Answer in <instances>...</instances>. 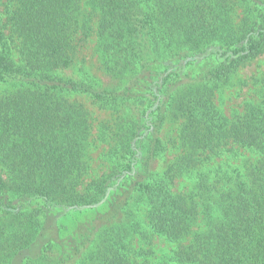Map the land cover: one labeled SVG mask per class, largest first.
<instances>
[{"label": "trees", "instance_id": "16d2710c", "mask_svg": "<svg viewBox=\"0 0 264 264\" xmlns=\"http://www.w3.org/2000/svg\"><path fill=\"white\" fill-rule=\"evenodd\" d=\"M263 53L264 0H0V264H264Z\"/></svg>", "mask_w": 264, "mask_h": 264}, {"label": "rangeland", "instance_id": "374dc122", "mask_svg": "<svg viewBox=\"0 0 264 264\" xmlns=\"http://www.w3.org/2000/svg\"><path fill=\"white\" fill-rule=\"evenodd\" d=\"M94 40L95 38L92 37L88 40V42L84 45L82 48V52L87 54V57H90V55H95L94 53ZM261 76H264V53L255 58L253 61L249 62L242 68H240L237 71V78H249L253 80L254 78H260ZM253 91L256 89L255 85H252L251 88ZM246 90L245 88L242 89L240 92H238L237 88L231 87L226 88L222 93V100H223V106L226 113H229L234 108H239L236 106L238 102L245 96H251L253 94L252 90ZM255 97V94H253ZM103 145H99L92 149L91 152V159L92 166L95 165L94 160H100L99 157H101V150L103 149Z\"/></svg>", "mask_w": 264, "mask_h": 264}]
</instances>
